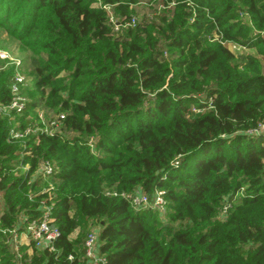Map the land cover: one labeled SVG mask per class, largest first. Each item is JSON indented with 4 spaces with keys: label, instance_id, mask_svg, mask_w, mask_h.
<instances>
[{
    "label": "trees",
    "instance_id": "16d2710c",
    "mask_svg": "<svg viewBox=\"0 0 264 264\" xmlns=\"http://www.w3.org/2000/svg\"><path fill=\"white\" fill-rule=\"evenodd\" d=\"M0 27L38 51L16 127L36 107L64 114L60 134L23 140L0 114V229L39 215L47 181L29 180L55 167V250L23 264H85L93 225L105 264H264V0H0ZM232 42L257 49L251 72ZM12 73L0 66V103ZM156 189L163 215L105 194ZM0 264H18L2 242Z\"/></svg>",
    "mask_w": 264,
    "mask_h": 264
},
{
    "label": "built area",
    "instance_id": "2783aa9c",
    "mask_svg": "<svg viewBox=\"0 0 264 264\" xmlns=\"http://www.w3.org/2000/svg\"><path fill=\"white\" fill-rule=\"evenodd\" d=\"M100 5V3H96ZM103 8H108L107 5H102ZM110 21L114 24V29L117 30L119 23L114 22L113 17L110 16ZM134 18L130 20L133 24ZM230 48H235L233 43H229ZM244 48V47H243ZM3 58L4 54H0ZM13 73L11 81L8 85L9 99L6 103H0V114L6 115L10 122L7 137L10 140H23L27 135L32 133H43L45 135H53L61 133V120L64 118L63 113L49 112L41 107L34 108L35 119L31 125L24 128L16 127V120L14 117L21 115L25 109L27 99L24 97L23 89L26 86V74L23 71L22 62L19 59L13 60ZM29 114L26 116L28 117ZM264 130V127H262ZM91 143V140H89ZM27 171L28 166L25 165L21 168ZM55 172L54 164L49 160H41L32 174V181L34 178L39 177L48 181L49 177ZM53 189L52 185L48 184L40 190V193H48V197H42L39 200V215L37 217L28 218L27 216H19L17 223L11 228L0 229L2 236L0 242L8 246L12 251L14 257L18 260V264L22 263V252H25L28 257L35 251H48L55 250L54 243L59 237V230L54 223L52 215L53 202L51 201L50 191ZM105 194L113 196L119 195L126 199L134 210L151 209L163 215L166 211V200L164 192L156 189L150 196L135 191L133 193H117L106 191ZM31 198V195H28ZM1 201V199H0ZM230 207L229 202H224L220 207V215L227 212ZM98 229H91L83 239V258L85 264H105L106 260L99 254L98 251ZM75 254L69 253L66 257L68 264L74 260Z\"/></svg>",
    "mask_w": 264,
    "mask_h": 264
},
{
    "label": "rangeland",
    "instance_id": "374dc122",
    "mask_svg": "<svg viewBox=\"0 0 264 264\" xmlns=\"http://www.w3.org/2000/svg\"><path fill=\"white\" fill-rule=\"evenodd\" d=\"M8 0H5L7 3ZM93 6H97V4H93ZM16 18L15 15L12 16V20ZM243 19L245 21H248V17L244 16ZM250 23V22H249ZM9 24V23H8ZM235 45V48H230L232 51L233 56L235 57L236 61L239 63H242L238 66V70L242 73H249L252 71L250 67L243 68V65L247 61L248 56H253L260 60L259 56L257 55V49L254 48H243V46H240L237 42H232ZM38 51L31 50L23 46L15 37L14 35L7 30V27L3 28L0 27V54H4L5 57L0 56V66H2L3 69L9 68L13 63V60L19 59L22 62V66L25 68L27 64L29 63V59L32 55H37ZM253 67V66H252ZM25 70V69H24ZM26 73V71H25ZM26 86L27 90H31L33 88V79L30 75L26 74ZM24 88V89H25ZM26 90V91H27ZM24 97L28 100L30 99L29 96L24 93ZM47 185L50 184L54 188L53 182L50 180L47 181ZM97 228L95 225L91 226L90 229ZM89 229V230H90ZM78 230L74 231L72 233V236L77 235Z\"/></svg>",
    "mask_w": 264,
    "mask_h": 264
},
{
    "label": "crops",
    "instance_id": "0c3cea01",
    "mask_svg": "<svg viewBox=\"0 0 264 264\" xmlns=\"http://www.w3.org/2000/svg\"><path fill=\"white\" fill-rule=\"evenodd\" d=\"M0 209H1V206H0Z\"/></svg>",
    "mask_w": 264,
    "mask_h": 264
}]
</instances>
